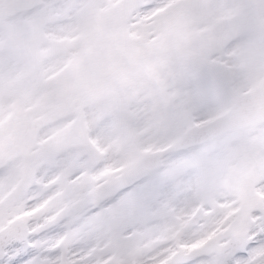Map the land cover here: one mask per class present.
<instances>
[{
  "label": "snow or ice",
  "instance_id": "snow-or-ice-1",
  "mask_svg": "<svg viewBox=\"0 0 264 264\" xmlns=\"http://www.w3.org/2000/svg\"><path fill=\"white\" fill-rule=\"evenodd\" d=\"M0 264H264V0H0Z\"/></svg>",
  "mask_w": 264,
  "mask_h": 264
}]
</instances>
